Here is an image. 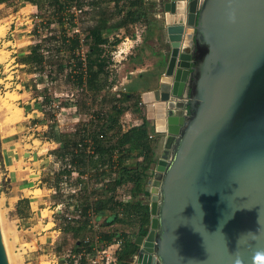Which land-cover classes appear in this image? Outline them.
Wrapping results in <instances>:
<instances>
[{
    "label": "water",
    "instance_id": "95a60500",
    "mask_svg": "<svg viewBox=\"0 0 264 264\" xmlns=\"http://www.w3.org/2000/svg\"><path fill=\"white\" fill-rule=\"evenodd\" d=\"M164 1L168 63L141 93L163 146L130 264H234L237 251L250 264L264 247V0Z\"/></svg>",
    "mask_w": 264,
    "mask_h": 264
},
{
    "label": "crops",
    "instance_id": "0c3cea01",
    "mask_svg": "<svg viewBox=\"0 0 264 264\" xmlns=\"http://www.w3.org/2000/svg\"><path fill=\"white\" fill-rule=\"evenodd\" d=\"M111 2H115V0ZM35 8L39 7L28 0H0V21L9 19L15 13H24ZM43 9H46L44 19L48 25L58 23L55 17H51L52 7L46 6L40 10ZM146 16V19L140 18L137 21L128 23V29H135L134 33L139 31L143 35L144 31L150 29L149 25L152 22L148 21V15ZM118 17H120L119 14ZM25 26L26 24L23 28H21L22 26L17 27L16 32L25 29ZM59 26L61 27L60 24ZM127 26L120 27L119 31H125ZM115 33L118 34V31H115ZM10 34L9 32L8 36ZM21 39H23L22 43L17 42V44L14 42L16 40L14 37L7 39L18 47L15 48L14 44L8 45L13 46L8 47V49L12 51L13 56H16L18 60L17 72L19 76L16 78L9 77L10 74L13 75L14 69L7 68V70L0 71V78L4 80L5 84L9 83L13 90L20 94L21 98L25 99L26 104H32L34 99L38 98L39 94H42L41 92L36 95L32 94L33 88L40 89L41 84H43V87H47L48 84L44 83V80L37 82L38 78L39 80L44 78L42 73L44 70L39 71L33 63L20 60V57L29 54L35 45V43L31 44V40L29 41V38L27 40V37H22ZM59 47L62 50L64 46ZM66 50L68 49L66 48ZM49 57L51 55L44 57L45 68ZM72 60L74 61L73 58ZM110 72H112L111 68ZM109 74L108 80L112 78L117 80L116 75L113 74L112 76ZM147 74H141V78ZM160 80L161 76L157 77L155 87ZM33 85L36 87H33ZM154 86L145 87L143 90ZM29 106H22V108L24 109L25 118L32 117V126H27L26 122L18 124L16 125V132L10 134V127L2 125L0 121V199L8 222L16 227L20 235L17 248V251L23 257L20 264H42L45 256L50 257L51 264H68L69 258H77V255L71 254L68 246L59 248L66 239L71 237L70 233L65 232L64 229L67 222H74L75 220L79 223V228L81 226L84 228L79 231V243L83 238L88 239L91 236L94 225L97 224L96 222L102 227H105V224L113 225L114 222H117L114 220L115 217L111 222L105 220L108 213L115 214L113 208L105 207L102 213H100L99 209V206L103 204L100 203V200L105 198L104 189L107 186L103 181L104 178L106 180L108 177L104 176L108 172H110L111 177L115 176L117 166L115 164L110 166L109 163L112 160L113 162L116 161L117 154L114 153L111 156V160L103 161V156L95 152V147L92 146L90 141L85 140L87 142L84 150L85 156L81 159L79 155L78 171H71L69 177L63 176L60 179L59 173L62 172L60 175L66 173L64 168L69 166V158L59 157L58 154L59 148L63 145L62 132L73 134L76 125L72 124L67 127L64 122L56 123L52 121L49 115L42 111L38 102L35 106L33 104ZM138 118L142 122V117L139 116ZM80 124L79 122V126ZM153 131L155 130L153 129ZM161 142H159L157 147L158 154L161 151L158 150L160 145L162 144L161 149L163 146V141ZM125 162L131 163L132 159L126 158L123 163ZM102 169L107 170V172H101ZM122 189V187H118L115 191L116 197L121 200L124 196L128 198L129 195L124 193ZM124 189L126 190V187ZM78 192L79 202L72 196V194ZM85 205H88V207L86 208V213L83 214L82 209ZM78 209L79 214L76 213ZM49 223H52V226L47 229ZM95 238H97V235ZM83 255L84 251H79V259Z\"/></svg>",
    "mask_w": 264,
    "mask_h": 264
},
{
    "label": "trees",
    "instance_id": "16d2710c",
    "mask_svg": "<svg viewBox=\"0 0 264 264\" xmlns=\"http://www.w3.org/2000/svg\"><path fill=\"white\" fill-rule=\"evenodd\" d=\"M28 1L36 4L40 9L46 6L52 7L53 12L51 13V17L57 19L58 23L61 25V30L63 29L65 21H68L70 26L73 25V15L67 11L73 0ZM99 1L106 0H89V4L97 8L98 6L100 7ZM144 3V0L131 1L132 6L139 5L142 7ZM53 14L54 16H52ZM117 19L120 21L110 26V24H108V17L100 14L93 26L89 27L90 31L86 39L88 52H86L85 67L82 66V62L76 54L72 55L74 64L73 70L70 72L72 73L70 77L73 76L77 86L80 87L82 91L88 93V95L91 93V95L90 98L86 95L90 104L87 105L86 102H83L84 104L82 106L85 108V111H80V115L87 116L86 122H81L80 126L79 124L76 125L73 134L62 132L63 145L59 148L58 154L59 157L69 158V166L68 168L65 166L66 168H64V170L66 173L60 175L62 173L60 172L59 176H61L60 179H62L63 176L67 178L71 171H78L79 155L81 159L85 156L84 150L87 145V140L95 147V152L103 156V161L111 160V156L116 153V161L113 162L112 160L109 163L110 166L114 164L117 166L115 176L111 177L110 172L106 173L107 170H101V172L106 173L104 177H108V179L105 180L104 178L103 181L107 186L104 189L105 191L103 190L105 198H101L100 200V203H103L99 206L100 213H102L105 207H111L115 212V221L122 224H136L139 227L138 234H146L145 226L150 222L151 215L148 202L150 192L144 188L147 178L153 174L155 163L158 158L157 147L159 145L160 134L153 131L154 128L146 118L144 112L141 115L142 122L132 125L126 130H122L119 119L121 114L125 111V107H120L114 103L112 104L113 112H110L106 108H96L94 106V103L98 99L101 100L103 98L101 92L109 90L110 87L116 84V79L112 78L108 80V73H106L107 70L105 68L106 62L101 56L103 55L106 44L110 43L116 45L121 39L116 37L110 41L108 36H104L103 31H112L114 28L117 29L127 26L128 23L137 21L138 15L136 11L132 12L129 10L124 18L119 17ZM46 38L51 41L59 40L64 47L70 49V52H75L79 48L80 40L77 34L68 35L63 32H53L46 35L45 39ZM44 57L45 56L39 51V45L35 44L32 47V51L27 55L21 56L20 60L31 62L39 71H45ZM49 73H52V71ZM142 107L136 105L134 110L141 112ZM150 134L153 135L150 136ZM126 158L132 159V162L123 163ZM125 185H130L127 191L129 198L121 200L116 197L115 191L118 187L125 188ZM141 195H144L146 199L141 198ZM72 196L79 202V192L72 194ZM87 207L88 205L83 207V214L86 213ZM76 213L79 214V209ZM64 229L65 232L70 233V238L75 240L73 251H75L77 258H69V264H88L85 254L91 253L95 245H97V242L98 244L101 242H103V244H108L117 238L122 239L121 248L117 251L118 261L116 264H130V257L134 255L138 247L133 238H131L134 236V233L130 236L124 229L120 230L119 234H117L116 230H102L100 227H97L92 230L96 233L97 238H95L96 235L92 233L88 239L83 238L80 243L79 231L84 228L82 226L79 228V223H77V221L67 222ZM82 250L84 251V255L79 259V251Z\"/></svg>",
    "mask_w": 264,
    "mask_h": 264
},
{
    "label": "rangeland",
    "instance_id": "374dc122",
    "mask_svg": "<svg viewBox=\"0 0 264 264\" xmlns=\"http://www.w3.org/2000/svg\"><path fill=\"white\" fill-rule=\"evenodd\" d=\"M111 1L112 0L99 1L100 7H91L87 10L86 13L84 12L82 14L83 19L80 20V22L82 23V30H84L85 32H89V27L93 26V24L96 22V19L99 18L100 14L108 17V24H110V26L115 25L118 23V21H120L119 19H117L119 18L118 14L120 15V17L124 18L129 10L132 12L136 11L138 20L140 18L146 19V15H148V21H152L149 25L150 29L144 31L143 35H141L139 31L134 33L135 29H128V26L125 31H119V28L115 29L114 27L112 31H107L106 33L105 31H103L104 36H108L110 41H112L113 38L115 39L116 37H119L121 39V41L116 45L110 43L106 44L104 47L105 50L103 51V55L101 56L105 59L106 62V73L109 74L111 68L112 72H110L109 75H116L117 80L116 84L110 87L109 90L101 92V94H103V98L101 100L98 99L94 103V106L96 108H106L110 112H113L112 104L114 103H116L120 107H125V111L121 114L119 121L122 130H126L128 127L139 124L141 122L138 117L141 116L143 112L145 113V106L141 98V93L145 91L143 90V88L154 86L156 84L157 77L164 76L163 74L168 63L171 46L167 37L166 23L163 14L165 2L164 0H144L145 3L142 7H140L139 5L132 6V0H116L118 3L116 1ZM115 16L117 17L115 18ZM9 21L10 19L0 21V71L2 70L3 62L13 56L12 51L8 49V47L12 46L8 45L14 43L7 39L14 37L16 39L14 41L16 42V44L17 42L22 43V37H27V40L29 38V41L31 40V44L35 42L37 38H41L43 40V43L45 42V44H50L51 42V40L47 38L45 39V36L43 34L38 35L39 33L37 34L34 32L27 33L25 32V29L21 31L18 30L17 32H15L14 36H12L11 34L10 36H8L9 32L11 31H7L10 24ZM40 25L47 27L49 26L46 22H42L40 23ZM115 31H118V34H116ZM16 44L15 48H18ZM127 47L129 48L126 49ZM55 53L56 55L49 57L46 62L47 67L45 71L47 73H49V71H52V73H49L47 77L44 76L42 80H39V78L37 79V82L44 80L45 83L47 82L46 79H50L52 82L49 81V85H47V87H43V84H41L39 87L40 89L33 88L32 94L36 95L38 94V92H41L42 94H39V96H37L38 98H35L32 104L35 106L38 102L40 107L42 108V111L45 114H48L52 120H55V116L60 115L59 111H62L60 107H65L66 109H63L64 111L61 114L67 116L63 121L65 126L67 127L71 126L72 124L78 125L79 122H86L87 116L82 114L80 115V111H85V108L82 106L84 104L83 102H86L87 105L90 104L88 101V97L86 98V95H88V93L82 91L77 86L73 76L70 77V74H72L70 72H72L71 70H73L74 64V62L71 61V59L73 58L72 55L76 54L77 51L70 52V49L66 50V47H63V49L60 50V47H58L55 48ZM121 54H123V56H121ZM146 73L148 74L145 77L141 78V74L145 75ZM11 76L12 75L10 74L9 77ZM35 83L33 84L35 85ZM34 85L33 87H36ZM9 86V83L5 84L4 80L0 78V98L3 99L4 96L7 97V99H9V102L11 101L13 105L12 109H10L0 99V121L2 122V125L4 124L7 127H10L9 133L13 134L16 132V125L18 124H24L26 122L27 126L33 125L32 117L29 116L25 118L24 109L22 108V106H29L32 104H26L24 101L25 99L21 98L20 94L14 91L13 87ZM7 95H10V97ZM90 95H88L89 98ZM71 97L72 100L70 99ZM54 101L61 102L60 106L58 108H55V112L42 106L43 103L49 104ZM71 102H75L74 106L77 109V113L75 115L72 114L73 106ZM136 105H140L141 107L143 106L141 108V112H137L134 110L136 108ZM16 109L18 110L20 115L17 118L13 116V110ZM57 109H59V111H57ZM163 138L164 134H160L159 142L163 141ZM161 145L158 149L159 151L161 150ZM125 187L126 190L124 188L122 190L124 193H127V188H130V185H125ZM141 198L146 199L144 195H141ZM150 199L151 198L149 195V205ZM0 211L3 216L2 218L5 225L4 227L6 229L5 233L8 241L9 253L12 257V262L13 264H20L23 259V257L21 256L22 254L17 251L18 242L20 241V235L16 227L8 222L1 199ZM44 212L46 213L48 211ZM113 219V213H108L105 218V220H109V222ZM96 223L98 224V227H100V229L116 230L117 234H119L120 230L122 229H124V231L126 230L125 232H128L130 236L132 235V233H134V235L138 234L139 231V227L136 224L130 225L129 223L122 224L120 222H114L113 225L105 224V227H102L98 222ZM51 226L52 223H49L47 229H49ZM92 233L93 235H96L94 231H92ZM131 238L134 239V236H132ZM74 241L75 240L73 238L66 239L59 248H65L66 246H68V250L71 251V254L74 253V255H76L75 251L73 252L75 247ZM104 246L105 244L101 242L99 243L98 248L101 249ZM134 256L135 254L130 257V262H133ZM49 258L50 257L46 256L43 257L42 264H51L52 261Z\"/></svg>",
    "mask_w": 264,
    "mask_h": 264
},
{
    "label": "built area",
    "instance_id": "2783aa9c",
    "mask_svg": "<svg viewBox=\"0 0 264 264\" xmlns=\"http://www.w3.org/2000/svg\"><path fill=\"white\" fill-rule=\"evenodd\" d=\"M79 1V4H78ZM92 6L89 4V0H73L72 4L68 7L67 11L70 12L73 15V25L70 26L68 21H65L64 23V28L61 30V27L59 26V23H51L49 26H41L40 23L45 22V17L46 16V9L40 10L39 8H35L34 10H28L25 11L24 13H15L13 14L9 19H10V24L8 26L7 31H10L11 34L16 32V28L19 26H25V31L27 33H39L38 35H49L53 32L56 33H66L68 35H73L77 34L78 36L80 35V49L78 48L76 56L79 57V60L82 62V66L85 67L86 65V52L88 50V46L86 44V39L88 37L89 32H85L81 28V22L80 20L83 19L82 14L87 12L88 9H90ZM79 17V20H78ZM68 26V27H67ZM61 30V31H60ZM14 34H12L13 36ZM35 44L39 45V51L44 55H51L54 56L56 55L55 53V48H58L62 44L60 43L59 40H53L50 42V44H45L43 43V40L41 38H37ZM15 45V43H14ZM64 46V45H62ZM13 47V46H12ZM73 61V60H72ZM74 62V61H73ZM18 62L16 60V56H12L10 59L5 60L2 64V70H7V68H13L14 72L12 75V78H16L19 76L17 72V67H18ZM50 72V71H49ZM44 76H48L49 73L46 71L43 72ZM49 81L52 82L50 79H47L46 84L49 85ZM68 95V94H67ZM72 95V94H71ZM72 100V97L70 98ZM60 101L52 102V103H43V107L50 109L55 112V108H58L60 106ZM72 104V109L73 112L72 114L75 115L77 113V109L74 106L75 102H71ZM62 109V111H59V109ZM57 109L59 111L60 115L62 116H55V121L56 123H61L64 121V118L66 115L61 114L65 109V107H60ZM153 134H150L152 136ZM75 191V189H73ZM94 228L98 227V224L94 225ZM122 244V239L117 238L113 242H110L108 244H105L103 248H98V245H95L91 253H86V259L88 261V264H116L118 261L117 258V251L121 248Z\"/></svg>",
    "mask_w": 264,
    "mask_h": 264
},
{
    "label": "clouds",
    "instance_id": "9594fccd",
    "mask_svg": "<svg viewBox=\"0 0 264 264\" xmlns=\"http://www.w3.org/2000/svg\"><path fill=\"white\" fill-rule=\"evenodd\" d=\"M254 239H258V236H254ZM234 264H246L244 257L238 251L234 254ZM250 264H264V247H257L253 251Z\"/></svg>",
    "mask_w": 264,
    "mask_h": 264
},
{
    "label": "bare ground",
    "instance_id": "6f19581e",
    "mask_svg": "<svg viewBox=\"0 0 264 264\" xmlns=\"http://www.w3.org/2000/svg\"><path fill=\"white\" fill-rule=\"evenodd\" d=\"M184 46H185V48H186V46L188 47V45L185 43L184 44ZM165 78V77H164ZM7 96H9L10 97V95H7ZM2 97V96H1ZM1 99V98H0ZM2 100V102L6 105V106H8L10 109H12V107H13V105H12V103H11V101L9 102V99H7V97H3V99H1ZM13 116L14 117H19L20 115H19V112H18V110L16 109V110H13ZM172 126H171V129L172 130H174L175 129V125H173V124H171ZM3 216H2V214H1V211H0V218H1V223H2V227H3V232H4V236H5V240H6V245H7V249H8V253H9V246H8V241H7V237H6V229H5V225H4V222H3V218H2ZM9 258H10V262H11V264H13V262H12V257H11V255H10V253H9Z\"/></svg>",
    "mask_w": 264,
    "mask_h": 264
},
{
    "label": "flooded vegetation",
    "instance_id": "af4514ba",
    "mask_svg": "<svg viewBox=\"0 0 264 264\" xmlns=\"http://www.w3.org/2000/svg\"><path fill=\"white\" fill-rule=\"evenodd\" d=\"M184 98L187 99L186 96H184ZM185 99H184V100H185ZM188 99H189V98H188ZM148 225H149V223H148L146 226H148ZM146 233H147V231H146ZM136 235H137V234H136ZM136 235H134V239H135V236H136ZM143 235H145V234H143ZM134 239H133V240H134ZM138 246H139V245H138ZM138 249H139V248L137 247V249H136V251H135V253H134V254H135L134 259H135L136 255H137ZM133 261H134V260H133ZM130 263H131V262H130Z\"/></svg>",
    "mask_w": 264,
    "mask_h": 264
}]
</instances>
